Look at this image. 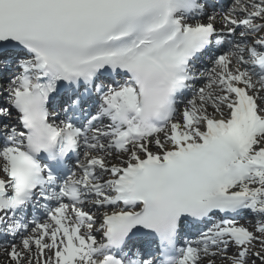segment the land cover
<instances>
[{
	"label": "snow or ice",
	"instance_id": "1",
	"mask_svg": "<svg viewBox=\"0 0 264 264\" xmlns=\"http://www.w3.org/2000/svg\"><path fill=\"white\" fill-rule=\"evenodd\" d=\"M0 264H264V0H0Z\"/></svg>",
	"mask_w": 264,
	"mask_h": 264
}]
</instances>
